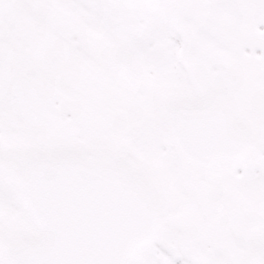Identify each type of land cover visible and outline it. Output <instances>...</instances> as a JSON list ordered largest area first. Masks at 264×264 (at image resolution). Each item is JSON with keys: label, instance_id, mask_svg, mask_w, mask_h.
<instances>
[{"label": "snow or ice", "instance_id": "1", "mask_svg": "<svg viewBox=\"0 0 264 264\" xmlns=\"http://www.w3.org/2000/svg\"><path fill=\"white\" fill-rule=\"evenodd\" d=\"M0 264H264V0H0Z\"/></svg>", "mask_w": 264, "mask_h": 264}]
</instances>
